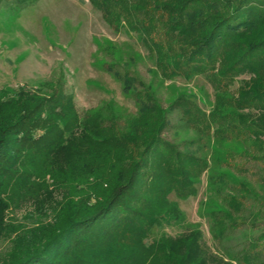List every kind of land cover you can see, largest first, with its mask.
<instances>
[{
    "label": "trees",
    "instance_id": "1",
    "mask_svg": "<svg viewBox=\"0 0 264 264\" xmlns=\"http://www.w3.org/2000/svg\"><path fill=\"white\" fill-rule=\"evenodd\" d=\"M89 1L109 23L140 32L164 79L205 75L215 104L207 111L181 93L164 107L143 81L112 64L139 104L127 131L112 112L81 126L61 87L43 94L22 86L0 99V246L11 238L0 264H213L194 249L199 229L177 240L155 234L174 218L169 195H196L205 173L222 200L207 212L214 262L264 264V0ZM243 74L250 77L235 94L230 86ZM174 113L207 147H191L199 138L182 147L163 136ZM224 140L234 145L217 157L213 143ZM76 141L102 154L85 165H49ZM58 189L62 200L38 211V225L8 223L20 199Z\"/></svg>",
    "mask_w": 264,
    "mask_h": 264
},
{
    "label": "rangeland",
    "instance_id": "2",
    "mask_svg": "<svg viewBox=\"0 0 264 264\" xmlns=\"http://www.w3.org/2000/svg\"><path fill=\"white\" fill-rule=\"evenodd\" d=\"M111 64L115 70L129 71L143 81L164 107L181 93L194 98L207 111L215 104L214 85L205 75L199 74L190 81L181 77L164 79L157 69L155 52L143 42L140 32L124 21L109 23L104 13L89 0H38L27 4L18 0L1 1L0 99L20 91L22 86L40 90L43 94L61 87L67 95L73 96L81 126L88 124L93 115L101 113L105 117L115 115L118 124L127 131L138 115L139 104L134 95L125 91L122 80L108 68ZM249 77L248 74L238 76L230 86L232 92L237 94L241 81ZM136 84L140 86L138 82ZM178 117V113L172 115V126L163 130V136L184 147L188 138H199L200 135L187 129ZM139 130L141 133L144 125H139ZM206 141L199 138L191 147H207ZM76 142L74 146L67 143V150L52 154L49 165H85L102 154L87 144ZM226 145L234 144L226 140L213 143L217 157H224L225 150L220 147ZM49 181H53L51 177ZM197 186L198 193L194 196L183 199L174 193L169 195L177 207L174 218L155 234L165 233L177 240L199 229L200 241L194 247L196 253L213 264H220L214 262L218 244H214L207 212L219 207L222 200L209 184L208 173L201 176ZM41 198L20 199L18 208L10 210L8 223L21 224L25 228L38 225V211L61 201V190L46 191ZM51 198H54L52 202ZM52 213L41 216L42 221H50ZM10 242L11 238L5 240L0 250L7 251Z\"/></svg>",
    "mask_w": 264,
    "mask_h": 264
}]
</instances>
